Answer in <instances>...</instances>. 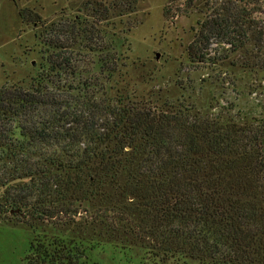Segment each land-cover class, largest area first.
Segmentation results:
<instances>
[{
  "label": "trees",
  "instance_id": "trees-1",
  "mask_svg": "<svg viewBox=\"0 0 264 264\" xmlns=\"http://www.w3.org/2000/svg\"><path fill=\"white\" fill-rule=\"evenodd\" d=\"M244 2L200 23L189 58L217 65L205 52L212 35L233 51L264 48V11L254 21L255 3ZM87 4L93 21L74 15L38 38L31 73L3 71L0 217L52 230L21 264H83L101 242L172 264H264V112L145 90L154 77L137 72L122 20L136 0ZM251 61L249 87L264 92V57Z\"/></svg>",
  "mask_w": 264,
  "mask_h": 264
},
{
  "label": "rangeland",
  "instance_id": "rangeland-1",
  "mask_svg": "<svg viewBox=\"0 0 264 264\" xmlns=\"http://www.w3.org/2000/svg\"><path fill=\"white\" fill-rule=\"evenodd\" d=\"M244 1L136 0L137 13L126 12L122 20L130 28L131 58L140 62L137 72L154 77L145 90H159L163 98L184 100L186 104L190 100L198 108L203 103H231L234 112L262 114L264 92L250 89L248 70L254 65L251 60L264 57L263 46L252 47V52L250 47L233 51L227 43L215 42L220 36L212 35L205 52L218 59L217 65L194 61L187 55V46L197 38L200 23L224 5L240 8ZM253 2V18L259 21L264 6L258 0ZM87 5V0H0V64L4 66L0 67V86L4 69L13 80H18L37 68L42 59L38 38L53 37L50 29L57 23L78 14H83L87 23L93 21L88 17L91 12ZM20 11H24V17ZM115 13H119L118 8ZM118 20L119 16L114 18L116 30L120 27ZM83 213L80 210L74 218L82 220ZM0 218V264H21L32 240L41 237L42 230L52 231L47 225L34 231L9 212ZM84 255L83 264H172L142 247L106 242L88 246Z\"/></svg>",
  "mask_w": 264,
  "mask_h": 264
},
{
  "label": "water",
  "instance_id": "water-1",
  "mask_svg": "<svg viewBox=\"0 0 264 264\" xmlns=\"http://www.w3.org/2000/svg\"><path fill=\"white\" fill-rule=\"evenodd\" d=\"M156 57H158V53L156 52Z\"/></svg>",
  "mask_w": 264,
  "mask_h": 264
}]
</instances>
